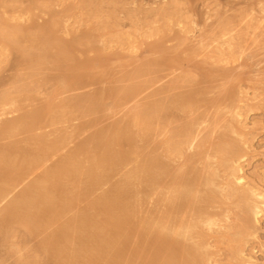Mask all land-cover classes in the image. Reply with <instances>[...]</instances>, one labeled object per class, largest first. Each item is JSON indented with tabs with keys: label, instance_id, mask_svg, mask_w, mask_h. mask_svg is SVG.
<instances>
[{
	"label": "rangeland",
	"instance_id": "rangeland-1",
	"mask_svg": "<svg viewBox=\"0 0 264 264\" xmlns=\"http://www.w3.org/2000/svg\"><path fill=\"white\" fill-rule=\"evenodd\" d=\"M2 1H4V0H2ZM2 1L0 0V2H1L0 3V15H1L0 18L5 19L6 21L11 20V22H9V23L14 22V20L16 21V23H12L10 25L19 26V24L20 25L23 24V27H24V25L28 27L29 25L34 23V24H37L36 26L40 25L39 30L41 31L44 29V28H42L41 25H44L45 27L48 26L49 22L53 21V20H51V18L54 19L53 17H56L58 15L59 18H61L62 23H63V26H62L63 28L62 29L60 28V29L62 31L65 30V32L64 31L61 32V30L59 29V34L61 33L60 35L66 36V37H63L66 39V42L75 41L77 43L76 39L78 37L81 39L82 42H84L86 39L85 36H87L88 34L90 36H92L94 39L93 43L95 41H97L95 43L98 45V47L104 48V46H105V48L102 51V55L104 57L101 59V57L99 58V55L97 53H93V52L92 53L89 52V54L87 53V55L86 54L84 55V52L82 53V51H85V46L81 45V44H77L76 45L77 48L75 50L74 58L77 60L80 59L82 61V59L84 60L87 57L90 59H93L92 57H94L96 60V67L97 68L100 67L101 61H106L107 62L106 64H108L109 73H108V75H106L104 77L105 79L104 78L101 79V82H100L101 85H100V83H97V85L96 84H88L89 85L88 87H86L87 85H85V86H83V88L81 87V88H75L74 90L71 89V90H67V91H61L58 94H55L54 91L56 89H58V85H59L58 81H60L59 77H58V73L56 70L51 69V72H50V69L48 70V68L47 69L42 68L43 70H46V72L41 73V71L36 70L37 68L35 70H32L33 72L29 68H27L26 73L31 78L28 76L29 79L25 80L26 75H24L25 70L23 71V69L26 68V65L24 66L22 64H18L19 65L18 66L16 64L17 66L16 65L13 66V64L17 58L14 55V57L16 59L14 60V62H11V61H13L14 57H11V56H13L12 54H11V56H9L10 52L8 51V53H6L7 49H5L3 51L4 55L3 54L0 55V60L1 61L3 60V64H2V62L0 63V65H2L0 67V77H1L0 78V95H1L0 100H1V97H3L5 94H7V95L8 94H11V95L15 94L12 96V98L9 97L11 99V101L13 100V97L15 98V97H17V95H19L15 99H18V100L20 99L19 104H21L20 106L22 108H25V109L20 110L19 105H18V107H16L17 108L16 109L15 105H17V104H15V105L12 104V105H14V106H12L11 103L7 104V106H4V105L1 106L0 105V127L2 126L3 123L10 122L11 120L14 121V120H16L15 118L18 119L19 117H21L25 113L33 111V110L39 108V106L41 107L44 103H46V101H48L50 99H51V101H53V103L55 102L56 104L59 105V104H62V102L66 103V101L74 100V99H77L79 97L84 98L87 95L98 92V90L102 91V90L108 89V91L109 90H115V92H116V90H117V92H118V91H122L121 89L124 90L125 88L128 89V88H131L134 86H136V87L139 86L137 88L138 89L140 88V90H139V92L137 90V92L135 94L133 93L132 96H130L131 98L130 97H128V99L124 98L125 100H123L122 102H120L118 100V98L120 99V97H119L120 95L116 96L117 93L111 97H109V95H110L109 94L107 96V98H105V101L103 103L104 105L101 106L95 112L84 111V113L83 112L80 113V111H73L75 113V115H73L74 113L72 111H68L67 113H70L67 115L68 118L66 117L63 120L64 122H61V123L56 124V125H53L49 122L48 119L50 118V115H48L44 119V122H45V123H43L44 125H41L42 123H40V126H42L40 128V130L39 129L37 131L35 130V132H33L32 134L25 133V135H22V132H21V134L18 137L19 140H22V139L27 140L29 138H30L29 140L36 139L35 137L38 138L39 135H37V134H39V133H40V136L44 135V136L48 137V138L44 137L43 139H46V138L49 139L50 138L49 140H52V139L54 140L56 138V136L59 135V133H60L59 131H61V133L65 132L66 135L67 134L70 135L71 139H69V140L71 142H69V140H68V143H67L68 145L67 146L64 145L63 146L64 148L62 147L63 151L62 150L59 151V153L56 154L57 156L55 155V156H53V158L48 159L42 165L43 167L41 166L37 170H35L36 173L35 172L32 173V175H30L31 177H27L24 181H22L20 183V185L18 184V186L15 187L16 189L15 188L12 189L11 193L0 204V213L3 210V208H5L6 206H8L11 203V200L13 201L18 195H20L19 193H22L25 189H27V187H29V185L38 181L41 177H43L45 175V173L48 170L53 169L54 165H57L56 163H58L57 160L60 161L61 159H63L65 157V155L66 156L68 155V152L72 153L74 150L77 149L76 146H78L82 143H85V141L88 138L90 139V137L93 134H95L96 131L98 132L101 129L103 130L104 127H105V129H107V128H109V127H111V126H113L119 122H122V121L123 122L129 121L131 118H132V120H131V122H132V121H134L133 120L134 118H133V116L130 117L129 115H134V113L137 112L136 111L137 109L146 107L147 105H149V104L151 105L152 103H155L157 101H164L168 97L172 96V94L174 95V94L190 92V91L194 90V88L190 87L189 85L186 86L187 84H183L182 86H180V88L178 87V88L174 89L173 84H175V82H176L175 80H177L178 77L180 78V76L188 75L190 73L193 78H196V79L198 78L197 80H201L200 78L202 77V75H208L211 73H215L216 74V78H215L216 82H213L212 84H210V88H209L210 90L208 89V91H207L209 93H207L204 97L205 100L207 102H209L211 100H214L216 97L219 98L218 95L221 94L223 92L222 89H225V88L232 89L234 91L233 95L231 97L232 99L229 100L225 97L221 98L219 100V102L217 103V105H213L211 102H209V103L204 102L202 104H200V102H199L195 106V108L198 106L197 109L195 110V108H194V111H192V114L191 113L189 115H188V113L186 115L183 114L184 116H186V119L181 114L182 118L184 117L183 119H185L186 122L193 120L194 117H196V118H194L195 121L197 118H199L200 123L196 122V127H195V132H196V128H197V132L194 135L196 137V139H195L196 141H194L193 146H191L190 148L187 147L186 153H185L186 158L184 157V155H181V156L180 155H173L171 153L165 154V156L169 158V163H171L169 165V167H171L170 172H172V173H174L175 171H177V172H182V170L185 171L187 168L186 165L188 164V162L184 161V160H188L190 157L196 156L195 159L193 160V162L195 161V163H193V164H194L195 168L198 167L197 169L202 176V181H201V184H202L201 187L202 188L200 187L201 190L197 195L201 197V195H203L202 191H205V190L212 192L215 195L218 194L216 196L215 201H213L211 206L208 207V210L210 211V213L212 215V220L214 221L215 224L212 227H209L206 224L200 225L199 231H201L203 234L206 232L203 239L201 238V240H200L197 238V240H196L194 237L188 236L186 238L181 237V242L183 244H185L186 246L191 245V246L198 247L197 248L198 255L204 256L203 261H205V262H202V264H264V205H263L264 204V198H263L264 197V1L263 0H191L192 2H194V3H192L190 0H91V1L90 0H83V1L82 0H69V1L68 0H60V1L59 0H55V1L54 0H44V1L40 0L39 2H37L35 0H22V1L21 0H19V1L14 0L15 2H13V4H11L12 2L9 3L10 0H7L5 2H2ZM31 1H33V2H31ZM45 1H47V2H45ZM172 2L177 3L178 9L175 10L171 7ZM8 3H9V5H8ZM15 3H16V6H15ZM34 3H36V4H34ZM13 5H14V7H13ZM36 5H38V6H36ZM67 5H68V7L70 6L69 9H71V10L67 9ZM9 6H11V8H9ZM48 6L50 8H48ZM36 7H37V9H36ZM49 9H52V11H50ZM162 9L170 10V16H168V19H165L163 17H162L163 19H161V16L157 15V12H159ZM7 10H9V11L7 12ZM39 10H41V11H39ZM53 10H54V12H53ZM65 10H66V12H65ZM95 10H97V11H95ZM126 10H127V12H126ZM174 10L177 12L176 14L178 16L177 17L173 16V19H172L171 18V16L173 15L172 13H175ZM42 11H43V13H42ZM67 11H68V13H67ZM30 12H31V14H30ZM108 16H110V17H108ZM98 17H99V19H98ZM100 18H101V20L106 21L107 25H110V26H108V27H110V28H108V30H107V28L103 27L105 24L101 25L104 22L98 21V20H100ZM172 20H175V21L172 22ZM228 20H230V21H228ZM17 21H19V24H17L18 23ZM98 22L100 23L101 26L99 25ZM168 22H169V24H167ZM235 22H237V23L235 24ZM224 23H227L229 25L226 30H224V28H225ZM107 25H105V26L107 27ZM167 25H169V26H167ZM36 26L34 25L35 28H36ZM10 27H12V26H10ZM19 27H22V26H19ZM34 27H33L34 31L32 30V33L37 34L38 31H36V30L38 28L34 29ZM100 27H102V29L104 28L105 30H103V32H102V29H99ZM161 27H162V29L165 28V30L167 31V32H165L167 34V36H166V34L163 35L164 37L166 36L165 38L161 37L162 36ZM158 28H159V30H158ZM88 30H89V33L86 32ZM91 31H93L92 32L93 34L90 33ZM85 32H86V35H85ZM98 32H100V33H98ZM96 33H98L99 35H96ZM10 35H11V33L9 32V35H7L8 41H9ZM76 35H78V36H76ZM83 36H84V38H83ZM118 36L125 37L126 42L125 41H124V43L116 42V38ZM177 36L179 38L181 37L180 40H183V41H181L182 43H180V40ZM71 38H72V40H71ZM82 38H83V40H82ZM105 38H107V39H105ZM145 39H146V41H144ZM161 39H162V42H164V43L160 42ZM235 39L237 42H235ZM25 40L26 39H24L23 42H20L19 47L21 49H23V45H27V46H24V49L25 50H31L30 48H32V47L31 46L29 47L30 43H27L28 41L25 42ZM105 40H107V41L105 42ZM81 41H79V39H78V43ZM158 42H160V44H164L163 49H165V51L162 53H160V52L158 53L159 50L156 51V49H154L152 46V45L158 44ZM103 43H105V44H103ZM125 43H127V44H125ZM9 44H13V43L9 42ZM118 44L120 45V47ZM123 44H125V45H123ZM136 45H137V47H136ZM10 46H12V45H10ZM110 46H111V49H110ZM121 46H123V48ZM174 47H176V48H174ZM80 48H81V50H80ZM33 50H31L32 53H30V54H33V52L35 51V50L34 51ZM119 51H120V53H119ZM20 52H22V51L20 50ZM35 52H34L35 54H37V53L39 54V52H37V51H35ZM112 52H113V54H112ZM115 52H117L119 54H117ZM22 53L17 56L18 59L22 57ZM79 54L82 57L79 56ZM230 54H231V56H230ZM234 54H235V58H233ZM19 56H21V57H19ZM33 56L36 57L35 55H33ZM175 56H176V58L179 57V60H180L179 62L177 61V59H175ZM7 57L9 60L11 58H13L10 61L13 64H11L10 62L8 64L9 60L6 63ZM9 57H11V58H9ZM162 57L170 60V62H171V60L173 62L174 61L178 62V64L177 63L175 64V62H174L170 66H167V67L165 66V67H160V68H154L156 71L153 69V67L150 68V66L149 67L147 66V63H149V61L151 62V61L160 60ZM229 57H230V59H229ZM231 57L233 59H231ZM23 58H25V55L23 56ZM23 58L21 59L22 61H24ZM70 62L68 63V65H74L75 64V62H73V63L72 62L70 63ZM9 65H11L10 68H9ZM143 68L144 69L147 68V69L144 70ZM21 69H22V72H21ZM140 69H143L142 73H139V72H141V71H139ZM19 71H20V74L23 76L20 77L18 75ZM34 71L39 72V73H37L38 76L41 73V75L38 78L45 79V76L49 77V79L48 78H46L47 80L45 79L46 83H44L41 87H39V89H37L38 90L37 92H40V93H36V91H35V93H34V91H32L33 93L28 91V90H30V88H32L30 85L33 86V84H31V83H34V82H30L31 81L30 79L34 78L35 81L37 80L36 75H34ZM52 71L56 74H54ZM48 72H50L51 74ZM16 74L19 76L18 78L20 80L17 79ZM14 75L16 76V82H15V80H13V78L15 79ZM53 78H56V79L54 80ZM51 79H53V81ZM224 79H226V80H224ZM27 80L30 83V85L27 82ZM56 80H58V81H56ZM27 83H28V85H27ZM61 83L62 82L60 81L59 87L63 86L62 85L63 83L62 84ZM8 85H10V86H8ZM34 86H35V84H34ZM213 86H214V88H213ZM26 87L29 89H27ZM24 88L27 90H25ZM54 88H56V89L53 90ZM23 89L25 90V93L22 92ZM170 89L171 90L173 89V91L171 92ZM169 90H170V92H169ZM11 91H12V93H11ZM27 92H28V94H26ZM49 92H50V94H49ZM219 92H221V93H219ZM20 94H23L25 99L22 97L23 95H20ZM48 95H50V97ZM32 97H34V98H32ZM115 97H117V98H115ZM52 98H53V100H52ZM21 100H22V103H21ZM37 100H39V101H37ZM221 100H222V102H221ZM224 100H227V101H224ZM202 101H204V99ZM10 107H11V110H10ZM14 109H16V110H14ZM134 109H136V110H134ZM25 110H26V112H25ZM10 111H11V113H10ZM22 111L24 112V114L21 113ZM197 111H199V112H197ZM54 112H53V114H54ZM195 112H196V114H195ZM55 113H57L56 115H58L61 112H59V109H58ZM75 116H78V117L75 118ZM200 118H202V119H200ZM68 119H70V120H68ZM92 119H94V120H92ZM163 120L164 119H162V120L155 119V122L158 124L153 123L154 125H153L152 131H154V132L150 131L151 130L150 128H152L151 127L152 125L150 126V128H149L150 130L147 132L148 137L150 136L149 137L150 141L147 139V141H146L147 143H144L146 145V146L145 145L144 146L146 148L148 147V149L146 150V148L143 146V143L139 144V145H142L141 147H143V149H142L143 151L145 150L147 153L152 151L155 148L154 145L159 144L158 141H160L161 144L165 143V142L167 143V141L171 138L170 135L173 134V133H171V131L174 130L175 127H178L179 125L182 126L186 123V122L184 123L185 120H182V122L177 123L178 121L176 122V120H177L176 119L175 120L176 124L174 121H172L170 119H166L164 121ZM178 120L180 121L179 118H178ZM165 121L168 122L169 125H168V123H167V125H165L166 124ZM90 122H94L95 124L97 122V124L96 125L93 123L91 124ZM161 122L163 123V126L160 125V124H162ZM164 122H165V124H164ZM63 123L65 126L63 125ZM150 124H152V123H150ZM83 125H85V126L88 125L89 128L85 127ZM92 125H95V126H92ZM158 125L162 126V128L161 127L158 128ZM231 125H233V128H235L234 132H233V130L225 131V128H227L228 126H231ZM48 126H50V127H48ZM62 126H64V127H62ZM44 127H46V128L44 129ZM59 127H60V129L63 130V132H62V130L59 129ZM237 127H239V128H237ZM78 128L79 129L82 128V130L78 131ZM83 128L85 129V131H83L84 130ZM76 129L78 132H76ZM77 133H78V135H77ZM208 133H209V135H208ZM224 133H227V137L229 138V140H228V138H226V142L222 141L224 139ZM74 134L77 136H75ZM79 134H80V136H79ZM27 135L29 137H26ZM31 135H33L32 139H31ZM142 136L144 139L143 134H142ZM73 139H74V141H73ZM220 139L222 142L220 141ZM219 141L221 143H219ZM232 141L234 143H237V148L240 146L238 148L240 150V153H239L240 156L236 159V161H234V162L230 161V162L224 164L222 161L223 159L221 158V155L219 153H217V150L215 151V148H216V146H217V149H219L220 147H227L226 146L227 143H232ZM7 142H8V139L7 140L6 139L1 140L0 145H3V143H7ZM155 142H157V143H155ZM165 145H167V144H165ZM128 146L130 148H132L135 145L132 146L130 144H127V147L125 146L126 150H127ZM199 146L201 147V149L203 147V149L201 150ZM192 148H194V149H192ZM134 149L136 152L137 151L136 148H133V150ZM241 149L242 150L244 149V150L241 151ZM211 150H212V152H211ZM127 152L129 153V155L130 154L133 155V153H134L131 149L129 151L127 150ZM102 153H104V152H102ZM194 154H196V155L194 156ZM198 154H199V156H198ZM102 155L103 154H101V153L99 154V156H102ZM173 156L175 157V159ZM133 157H134V155H133ZM196 158H198V159H196ZM132 159L135 160V158H132ZM179 163H180V165H179ZM181 163H183V164H181ZM173 165H174V167H173ZM134 166H135V164H132V162H130L129 164L127 163L126 165H123L121 168L122 170L121 171L119 170L116 173L117 175L116 174L113 175L108 183L99 185L95 189V191H94V189H90L91 186H89V184L87 183V178L85 176H82L81 180L83 181V184L81 187L84 188V189L82 188V191H81L82 193L80 192V187L77 188V190L79 189L78 191L80 192L79 193L80 195H78V197L81 196V198L79 199V203L74 208L75 210L72 209L73 212H69V213H65V214L63 213L66 217L63 216L59 219V221H57V222H59V225L61 226V224L63 225V223H65V222L67 223L68 219L72 218L75 214H77L83 208L86 209V208L90 207V205L93 203V201L96 202V201H98V199H101L103 194H105V192L110 190V188L114 184L118 183L122 179L124 174L132 171ZM177 166H178V168H176ZM230 167H236V172L234 174L230 170ZM174 168H175V170H174ZM202 172L204 174H202ZM238 178H240V181H237ZM205 179H206V181H205ZM207 181H208V185H207ZM232 183L234 185L236 184V187L238 189L240 188L239 191H244L247 189L252 190L255 194L254 199L259 204H261L260 206L263 209V213H261L259 215V221L256 223V226L253 229L249 230L243 236V238H241L242 239L241 243H237L236 242L237 240H234V243H233V241L231 242V240H229L231 238L232 239L233 238L234 239L239 238V237L234 235L236 233H234L235 231L230 230V227L236 229L238 227V225H240L238 218L243 214L241 209L238 206V201L236 199L229 198V196H228L229 184L231 185ZM69 186L72 187V184H70ZM182 189H183L182 191H184L185 188L182 187ZM155 190L158 191L160 189L156 188ZM155 190H154V192L150 191V192H152V195H151V193L147 194L148 195L147 199L145 196L144 200H146V203H144V204H146V205L142 204L143 208H141V210H140L141 212L139 213V215H137L138 219H139V220H137V223L139 221H141L142 218H144L147 215V214H145L146 212L148 213V215L152 214L153 217L155 215L158 216L157 213H159V212L157 209H158V203L161 199L160 197H162L161 193L166 194L167 191H164V190L161 191L160 190L161 191V192H159L161 195L160 196L159 194L156 193ZM78 191H76V192H78ZM217 199H219V200L217 201ZM235 201L237 204L235 203ZM52 206H54L56 209L54 210V207H53L54 212L53 211H51V212L55 213V211H57L55 214L58 213V215H59V209H57V205L54 204ZM77 207L78 208L80 207V208L78 209ZM145 207H147V208H145ZM49 208H52V207L49 206L48 209ZM147 209H149V210H147ZM53 213H50V214H53ZM55 214L50 215V220H45V221H47V223L46 222L45 223L46 224L50 223L53 216H54L55 220H57L56 216H58V215L55 216ZM68 214H69V216H68ZM70 214H71V216H70ZM48 217H49V215L48 216L46 215V218H48ZM172 217H175V219L177 221H179V219L181 218V216L178 214L171 216V218ZM52 221H53V219H52ZM60 221H61V223H60ZM66 223H65V225H66ZM99 224H101V223H97V225H95V226L99 227ZM9 225L10 224H8V225L5 224L4 226L0 225V258H1L0 264H28V263L32 264V262H30L32 260H28V259L25 260V256H29V257L31 256L32 257V255H33V257H36V258L39 256L38 258L40 260L43 259V257H44L45 259H43V260H44L45 264H50V262H49L50 257L48 256V254L44 253V252H39V251H41L40 247L42 245V241L44 243L45 242L44 239L47 238V236L49 237V235L55 234L56 228H59L57 226L58 223L56 224V226H53L54 228L50 226V225H54V224H50L49 225L50 230L47 227L48 231H46V234L44 231H43L44 232V234H43L41 232L42 231L41 230L40 231L41 235L38 232L37 234L34 235L35 237L31 236L29 234V232H27L28 229L31 230L33 227H35L33 225H30V227L29 226L26 227V226H22V225H16V226L13 225L16 228L19 227L18 229H15L13 227L14 230L10 227L11 225L10 226ZM103 225L101 224V226H103ZM104 226H106V225H104ZM104 226H103V228H104ZM97 227L95 228V230H92L93 232L91 231V232H89L87 234H83V235L80 234L84 240L83 250L79 244H78L79 246H75V245L73 246L75 250H76V247L77 248L79 247V249L81 248L80 249L82 251L81 255L83 256V253L86 254V256H83V257L96 258V257L101 256L102 253L105 252L104 251L105 247H103L104 242L101 241L102 238H100V236L102 235L101 237H103V238L107 237V234H108L107 231L108 230L106 231V229H108V228L105 227L106 229L104 228V230H103L100 227L97 229ZM2 228H4V229H2ZM26 228H27V230H26ZM9 229H10V232L8 231ZM37 229L38 228L36 227L34 230H37ZM100 229H101V231L103 230V232H101ZM15 230L16 231L18 230L17 232L19 235L17 234V232ZM94 231H96V232H94ZM7 232L10 234L9 235L10 237H6V236H8ZM23 232L28 233V234H26V233L25 234L30 235V236L29 237L25 236V234ZM56 232H57V230H56ZM50 233H52V234H50ZM91 233H92V235H91ZM93 233H94V235H93ZM101 233H103V234H101ZM2 234H5L3 241H2V236H3ZM20 234H21V236L22 235L23 236L21 237ZM88 234H90V235H88ZM80 235H76V237H78V236L80 237ZM32 237H34V238H32ZM84 237L86 239H84ZM21 238H22V240H21ZM27 238L29 241L27 240ZM23 239L25 241L21 242V241H23ZM134 239H135V241H137V239L134 237L132 239V242H130L129 245L126 247L127 251L125 254H127L126 255L127 257H128V255H129V257L131 256L132 250H133L135 244L137 243V242L135 243ZM9 240H11V241L9 242ZM45 240H47V239H45ZM85 240L89 241L90 243L89 242L86 243ZM95 240H96V243L98 242V244L101 246L97 245L96 243L94 244ZM11 244L14 245L15 248H13V246ZM87 244L88 245L90 244L91 246L90 245L87 246ZM85 246H87L88 248L87 247L85 248ZM201 246H203V247H201ZM237 246H239L240 251H235V249L233 248V247H237ZM35 248L40 249V250H38V252L42 253V254H38L37 249H35ZM29 249L31 251L33 249L34 251L31 252V251H29ZM2 250H4V251H2ZM14 250H15V252H14ZM35 250H36V252H35ZM99 250H100V252H99ZM8 251H9L10 255L8 254ZM129 251L131 253H129ZM28 252H29V254H28ZM19 253H21V254H19ZM26 253L28 255H25ZM92 253H93V255H92ZM98 253H100V254H98ZM237 253H238V255H237ZM43 255H45V256H43ZM103 256H104V254H103ZM103 256H101V257L103 258ZM21 258L25 260L24 261L25 263H23ZM43 260L40 261L39 263H42ZM66 262L63 263V261H61L60 263L67 264L68 262L67 263Z\"/></svg>",
	"mask_w": 264,
	"mask_h": 264
},
{
	"label": "bare ground",
	"instance_id": "bare-ground-1",
	"mask_svg": "<svg viewBox=\"0 0 264 264\" xmlns=\"http://www.w3.org/2000/svg\"><path fill=\"white\" fill-rule=\"evenodd\" d=\"M5 1H7V0H4L2 2H5ZM35 1L39 2L40 0H35ZM13 2H15V1L14 0L9 1V3H11V4H13ZM31 2H33V1H31ZM45 2H47V1H45ZM9 3H8V5H9ZM192 3H194V2H192ZM34 4H36V3H34ZM171 4H172L171 7L173 9H175V10L178 9V5L176 2H174V3L172 2ZM38 5H36V6H38ZM15 6H16V3H15ZM13 7H14V5H13ZM69 7L67 5V9H69ZM9 8H11V6H9ZM48 8H50V7L48 6ZM36 9H37V7H36ZM49 10L52 11V9H49ZM69 10H71V9H69ZM8 11L9 10H7V12ZM39 11H41V10H39ZM95 11H97V10H95ZM53 12H54V10H53ZM65 12H66V10H65ZM126 12H127V10H126ZM42 13H43V11H42ZM67 13H68V11H67ZM176 13H177L176 11H175V13H172L173 14L171 16L172 19H173V16H176V17L178 16ZM30 14H31V12H30ZM157 15L161 16V19H163V18L168 19V16H170V10L162 9L159 12H157ZM110 16H108V17H110ZM0 17H1V15H0ZM53 18L54 19L51 18V20H53V21L52 22L50 21L51 23L49 22L48 26L45 27L44 25H41L42 28H44L41 31L39 30L40 25L36 26L37 24H34V23L29 25L28 27L25 25L23 27V24L20 25L19 21H17L18 22L17 24H19V26H22V27H19L15 24H14L15 26L10 25L12 23H16L15 20H14V22L9 23V22H11V20H9L8 18L7 19L9 21H6L5 19L0 18V55L3 54V51L5 49H7L6 53H8V51L10 52L9 56H11V54H12L13 56H11V57H14V55H15L16 58L18 59L17 56L23 52L22 57L19 56L21 58H19L18 60L15 57H14V59L9 57V58H11L9 60L7 57L6 63L8 60H9L8 61V64H9V62L12 59H13V61H11V62H14V60L16 59L15 60L16 63L14 62V64H13L10 62L11 64H13V66H15L16 64L17 65L22 64L24 66L26 65L25 69L22 68L23 71L25 70L24 71L25 74L23 73L24 75H26V78L24 77L25 80L29 79V77H30L26 73L27 68H29L31 71L35 70L37 68L36 70L41 71V73L46 72V70H43V69H47V68H48V70L50 69V72H51V69L56 70L58 73L59 80L63 83V84L61 83L63 86L59 87L60 81L56 80L59 82V85H58V89H56V88L53 89V90L56 89L54 91L55 94H58L61 91H67V90H71V89L74 90L75 88H81V87L83 88V86H85V85H87L86 87H88L89 86L88 84H96L97 85V83H100L101 79H103L109 73L108 64H106L107 62L101 61L100 67L97 68L96 67V60L94 57H92L93 59H90L87 57L86 59H84V60L82 59V61H81L80 59L79 60L75 59L74 55H75V50L77 48L76 45L81 44V45L85 46V51H82V53L84 52V55L85 54L87 55V53L89 54V52H91V53L93 52V53H97L99 55V58L101 57V59H102L104 57L102 55V51L105 48V46H104V48H100L95 43L97 41H95L93 43L94 39L92 36H90L88 34L89 30L86 31V32H88L87 33L88 35L85 36L86 39L84 42H82L79 37L76 39L77 43L75 41H70L71 43L66 42V39L63 38L66 36L60 35L61 33L59 34V29L63 28L62 27L63 23H62L61 18H59L58 15L56 17H53ZM98 19H99V17H98ZM98 21L104 22L101 25H104V24L107 25V22L104 20H101V18ZM173 21H175V20H172V22ZM228 21H230V20H228ZM236 23L237 22H235V24ZM167 24H169V22ZM34 25L36 26V28L34 27ZM99 25H100V23H99ZM105 25L103 27L107 28V30H108V28H110L108 26H110V25H107V27ZM10 26H12V27H10ZM167 26H169V25H167ZM228 26L229 25L227 23H224V27H225V28L223 27L224 30H226L228 28ZM33 27H34V29L38 28L36 30V31H38L37 34L32 33ZM99 29H102V27H100ZM161 29H162V27H161ZM103 30H105V29L103 28L102 32H103ZM158 30H159V28H158ZM63 31L65 32V30H63ZM63 31L61 30V32H63ZM9 32L11 33V35H10L9 41H8L7 35H9ZM86 32H85V35H86ZM92 32L93 31H91L90 33H92ZM100 32H98V33H100ZM165 32H167L165 30V28L162 29V36H161L162 38L164 37L163 35L166 34ZM98 33H96V35H99ZM76 36H78V35H76ZM166 36H167V34H166ZM83 38H84V36H83ZM83 38H82V40H83ZM24 39H26L25 42L28 41L27 43H30L29 47L31 46L35 51L39 52V54L38 53L35 54L36 52L32 48H30V49L33 50L35 53L33 52V54H30V53H32L31 50H25L24 49V46H27V45H23V49H21L19 47L20 42H23ZM78 39L81 42L78 43ZM105 39H107V38H105ZM146 39L144 41H146ZM180 39H181V37L179 38V40ZM71 40H72V38H71ZM125 40H126V38L123 36H118L116 38V42H118V43H124ZM106 41L107 40H105V42ZM181 41H183V40H180V43H182ZM9 42H12L14 45L9 44ZM160 42L164 43V42H162V39ZM160 42H158V44H156V45H152L153 48L156 49V51L159 50L158 53L159 52L162 53L165 51V49H163L164 44H160ZM235 42H237L236 39H235ZM103 44H105V43H103ZM125 44H127V43H125ZM125 44H123V45H125ZM10 45H12V46H10ZM119 47H120V45H119ZM121 47L123 48V46H121ZM136 47H137V45H136ZM176 47H174V48H176ZM110 49H111V46H110ZM20 50L22 52H20ZM80 50H81V48H80ZM115 53H117V52H115ZM119 53H120V51H119ZM119 53H117V54H119ZM23 54L25 55L26 59L23 58V56H24ZM112 54H113V52H112ZM33 55H35L36 57H34ZM79 56H81V55L79 54ZM230 56H231V54H230ZM22 58L24 61L21 60ZM233 58H235V54H234ZM233 58L231 57V59H233ZM175 59H177L178 62L180 61L179 57L176 58V56H175ZM229 59H230V57H229ZM70 61L72 63L75 62V64L74 65H68V63ZM1 62L3 64V60L2 61L0 60V63ZM174 62L172 60L170 62V60L162 57L160 60L151 61V62L149 61V63H147V66L148 67L150 66V68L153 67V69H154V68L170 66ZM178 62H175V64L176 63L178 64ZM1 66L2 65H0V67ZM10 66L11 65H9V68H10ZM22 69H21V72H22ZM143 69H140L139 71H141V72H139V73H142ZM145 69H147V68H145ZM38 71H34V75H36L37 80L35 81L34 78L30 79L31 81L29 80L30 82H34V83H31V84H33V86L30 85V83L27 80L29 85L32 87V88H30V90H28L29 92L34 91V93H35V91H36V93H40V92H37L38 91L37 89H39V87H41L44 83H46L45 82L47 80L46 78L49 79V77H47V76H45L46 80L38 78L41 75V73L39 74V76L37 75V73H39ZM50 72H48V73H50ZM54 74H56V73H54ZM189 74L188 75H182V76H180V78L178 77L179 79L177 78V80H175L176 82H175V84H173V86H174L173 88L174 89L178 88V87L180 88V86H182L183 84H187L186 86L189 85L190 87L194 88V90H192L190 92L178 93V94H174V95L172 94V96L168 97L164 101H157L155 103H152L151 105L150 104L147 105L146 107H143V108H140L137 110L134 109L137 112L134 111L135 112L134 115H129L130 117L133 116L134 121L131 122V120H132V118H131L130 120L128 119L129 121H125V122L122 121V122H119V123L107 128V129H105V127H104L103 130L101 129L98 132L96 131L95 134L92 133L93 135L90 137V139L88 138L89 140L87 139L85 141V143H82V144L79 143L80 145L77 144L78 146H76L77 147L76 150H74L72 153L68 152V155L67 156L65 155V157L63 159H61L60 161L57 160L58 163H56L57 165H54L53 169L48 170L44 176L42 175L43 177L40 176L41 178L38 181L29 185V187H27V189H25L22 193H19L20 195H18L13 201L11 200V203L8 206H6L5 208H3V210L0 213V225L4 226L5 224L6 225L10 224L11 226L10 225L9 226L12 229H13V227L15 229H18L19 227L16 228L15 227L16 225H22V226H26V227L27 226L30 227V225H33V226H35V227H33L34 229L36 227L38 229L34 230L32 228L31 230L28 229L29 230L28 231L26 228V230H27V232H29V234L31 236H34L38 232L40 233V235H41V232L43 234L45 232V234H46V231H48L50 226L51 227L56 226V224L58 223L57 226L59 228H56L57 232L55 230V234L50 233L52 235H49V237L47 236V238H45L47 240L44 239V241H45L44 243L42 241V245L40 247L41 251H39V252H44V253L48 254V256L50 257V259H49L50 264H62V263H60L61 261H63V263H65L67 261L68 262V263L66 262L67 264H202V262H205V261H203L204 256L198 255V252H197L198 247L191 246V245L186 246L185 244H183L181 242V237L186 238V237L190 236V237H194L196 240H197V238L200 240H201V238L203 239L206 232L203 234L201 231H199L200 225L206 224L209 227H212L215 224L214 221L212 220V215H211L210 211L208 210V207L211 206L213 201H215L216 196L218 194L215 192L217 194V195H215L214 193L205 190V191H202L203 195H201V197L197 195L201 190L200 187L202 185L201 184L202 176L197 169L198 167L195 168V166L193 164V163H195V161L193 162V160L195 159L196 154H194L195 157H190L189 159L187 158L188 160H184V161L188 162V164L186 165L187 168L185 171L184 170H182V172L175 171L174 173L170 172L171 167H169V165L171 163H169V158L165 156L166 153H171L173 155H180V156L184 155V157H185L187 147L190 148L191 146H193L194 141H196L195 140L196 137L194 136L195 133L197 132V128H196V132H195L196 122H199L200 120H199V118H197L195 121L194 118H196V117H194V118L192 117L193 120L186 122V120H185L186 116H184L183 114H185V115L187 113H188V115L190 113L192 114V111H194L195 106L199 102H200V104L207 102L204 97L207 93H209L207 91L210 88V84H212L213 82H216L215 81V78H216L215 73H211L208 75H202V77L200 78L201 80H197L198 78L197 79L193 78L191 76V74L190 75ZM18 75L20 77L23 76L20 74V71H19ZM18 75L16 74L17 79H19ZM16 76L14 75L15 79L13 78V80H15V82H16ZM53 79L55 80L56 78H53ZM53 79H51V80L53 81ZM224 80H226V79H224ZM28 83H27V85H28ZM34 84H35V86H34ZM100 85H101V83H100ZM8 86H10V85H8ZM137 87H139V86H137ZM137 87L134 86V87H131L128 89L125 88L124 90L121 89L122 91H118V92H117V90H116V92H115V90H109L108 91V89L102 90V91L98 90V92L87 95L84 98L79 97V98L74 99V100L66 101V103L62 102V104H59V105L56 104L55 102L53 103V101H51V99L49 98L50 100L46 101V103H44V104L42 103L43 105L41 107L39 106V108H37L33 111L29 110L30 112H27L25 114L22 111L21 113L24 115H22L18 119L15 118L16 120L13 119L14 121H12L10 119L11 120L10 122L3 123L2 126L0 127V141L4 140V139H6V140L8 139V142L3 143V145H0V204L11 193L12 189L17 187L18 184L20 185V183L22 181H24L27 177H31L30 175H32V173H34L35 170H37L39 167H41L48 159L53 158V156H55L57 153H59V151L62 150V147L64 145L67 146L68 140L71 139L70 135L69 134L66 135L65 132H63V130L60 129V127H59V129L62 130L63 133H61V131H59L60 132L59 135H57L54 140L53 139L49 140L50 138L47 139L48 137L44 136V135L40 136V133L37 134L39 136H38V138L35 137L36 139H32L33 135H31L32 140H29L30 138L27 140L26 139L25 140L24 139L19 140L18 137L21 134V132H22V135H25V133L32 134L33 132H35V130L36 131L38 129L40 130V128L42 127V126H40V123H42L41 125H44L43 124V123H45L44 119L48 115H50V118L48 119L49 122L53 125H56V124H59L61 122H64L63 120L67 117L68 114H70V113H67L68 111H72V112L73 111H80V113L81 112L84 113V111L95 112L101 106L104 105L103 103L105 101V98H107V96L109 94H110L109 97H111L117 93L116 96L120 95L119 96L120 99L118 98V100L120 102H122L123 100L128 99V97L132 96L133 93L135 94L137 92V90L139 92L140 88L138 89ZM213 88H214V86H213ZM27 89H29V88H27ZM27 89H25V90H27ZM23 90H22V92L25 93V90L24 91ZM170 90H169V92H170ZM222 90H223L222 93L219 92V93H221L218 95L219 98L216 97L214 100H211L209 102H211L213 105H217V103L219 102V100L221 98L225 97L229 100L232 99L231 97H232L233 92H234L232 89L225 88ZM172 91H173V89L171 90V92ZM11 93H12V91H11ZM26 94H28V92ZM49 94H50V92H49ZM10 95L11 94H8V95L5 94L3 97H1L0 105L1 106L2 105L7 106V104L11 103V105L17 104V105H15V108L18 107V105L20 106L21 105V104H19L20 99L19 100L15 99L19 95H17V97H15V98L13 97L12 101L10 98H12V96L15 94H13L11 96ZM20 95H23V94H20ZM48 96L50 97V95H48ZM22 97L25 99L24 95ZM32 98H34V97H32ZM115 98H117V97H115ZM203 99H204V101H202ZM52 100H53V98H52ZM222 100H221V102H222ZM37 101H39V100H37ZM224 101H227V100H224ZM209 102H207V103H209ZM21 103H22V100H21ZM14 105H12V106H14ZM197 107L195 108V110L197 109ZM21 108L22 107L20 106L19 107L20 110L25 109V108H22V109ZM16 109H14V110H16ZM58 109H59V112H61V113L56 115L57 113H55V112ZM10 110H11V107H10ZM25 112H26V110H25ZM53 112L56 116L53 114ZM197 112H199V111H197ZM10 113H11V111H10ZM181 114L185 117V119H183L184 117L182 118ZM195 114H196V112H195ZM73 115H75V113ZM76 117H78V116H75V118ZM178 118L180 119V121L178 120ZM155 119H158V120L170 119L174 122L177 119L176 120V122L178 121L177 123L182 122V120H185L184 123L185 122L186 123L182 126L179 125L180 127L179 126L175 127V129L173 128L174 130L171 131V133H173L172 134L173 136L170 135L171 138L169 137L170 139L168 138L169 140L168 141L166 140L167 143L165 142V143L161 144V142L158 141L159 144H155L154 145L155 148L152 151L147 153L145 150L144 151L142 150L143 147H141L142 145H139V144L143 143V146H144L145 145L144 143H147L146 142L147 139L150 141V139H149L150 136L148 137L147 132L150 129H151L150 130L151 132H154V131H152L153 125L158 124L155 122ZM200 119H202V118H200ZM68 120H70V119H68ZM92 120H94V119H92ZM165 122H164V124H165ZM176 122H175V124H176ZM90 123L95 124L94 122H90ZM150 123H152V124H150ZM167 123L168 122H166L165 125H167ZM96 124H97V122H96ZM63 125H64V123H63ZM95 125H92V126H95ZM160 125L163 126V123ZM168 125H169V123H168ZM64 126H62V127H64ZM83 126H85V125H83ZM150 126L152 128H150ZM162 126L158 125V128L159 127L162 128ZM48 127H50V126H48ZM85 127H88V125ZM45 128L46 127H44V129ZM237 128H239V127H237ZM234 129L235 128H233V125H231V126H228L227 128H225V131L233 130V132H234ZM80 130H82V128L81 129L78 128V131H80ZM78 131L76 129V132H78ZM83 131H85V129ZM80 134H79V136H80ZM142 134L144 135V139H143ZM77 135H78V133H77ZM77 135H75V136H77ZM208 135H209V133H208ZM26 137H29V136L27 135ZM44 137H47V138L43 139ZM226 138H228L227 133H224V139L222 141L226 142ZM74 139H73V141H74ZM228 140H229V138H228ZM220 141H221V139H220ZM220 141H219V143L222 142V141L221 142ZM69 142H71V141L69 140ZM155 143H157V142H155ZM127 144H130L132 146L135 145L132 148H130L129 146L127 148L128 151L131 149L134 152L133 153L134 157L132 154L129 155V153L125 149V146L127 147ZM165 144H167V145H165ZM226 146L227 147H220L219 149H217V146H216V148H215V151L217 150V153H219L221 155V158L223 159L222 161L224 164L228 163L230 161L234 162L240 156L239 155L240 150L238 149L240 146L237 148V143H234L232 141V143H227ZM133 148H136L137 151L135 152V149L133 150ZM147 149H148V147L146 148V150ZM192 149H194V148H192ZM200 149H201V147H200ZM202 149H203V147H202ZM243 150L241 149V151H243ZM101 151L104 153H102ZM211 152H212V150H211ZM100 153L103 155L99 156ZM198 156H199V154H198ZM132 158H135V160ZM174 159H175V157H174ZM196 159H198V158H196ZM130 162H132V164H135L133 170L130 171L129 173L124 174L122 179L118 183L114 184L110 188V190L105 192V194H103L101 199H98V201H96V202L93 201V203L90 205V207H88L86 209L83 208L81 211L78 210L79 212L77 214H75L72 218L68 219L67 223L65 222L66 225L63 222H62L63 225L62 224H61V226L59 225V222H57V221H59V219L61 217L65 216L64 215L65 213L73 212L72 209L75 210L74 208L79 203V199L81 198V196L78 197V195H80L79 193L82 191V188H83V187H81L83 184V181L81 180L82 176H85L87 178V183L89 184V186L92 187V188L90 187V189H94V191H95V189L99 185L108 183L113 175H115L119 170L121 171L122 170L121 168L123 165H126L127 163L129 164ZM183 163H181V164H183ZM179 165H180V163H179ZM178 166L176 168H178ZM173 167H174V165H173ZM174 170H175V168H174ZM230 170L234 174L236 172V167H230ZM202 174H204V173L202 172ZM205 181H206V179H205ZM237 181H240V178H238ZM70 184H72V187L69 186ZM207 185H208V181H207ZM79 187H80V192L78 191L79 189L77 190V188H79ZM182 187L185 188L184 191H182L183 190ZM156 188L160 189L161 191L162 190L167 191L166 194L161 193L162 197H160L161 199H160L159 203L157 202L158 203V209L157 210L159 212V213H157L158 216L155 215L156 217L155 216L153 217L152 214L148 215V213L145 211L146 212L145 214H147V215L145 217L143 216L144 218H142V220L137 223V220H139L137 215H139V213L141 212L140 211L141 208H143L142 204L146 203V200H144L145 196L147 199V197H148L147 194L151 193V195H152V192H154V190ZM239 189L236 187V184L235 185L233 183L231 185L229 184L228 196H229V198H233V199H236L238 201V206L243 213L238 218L240 225H238V227L236 229L230 227V230L235 231L234 233H236V234H234V235L239 237L238 239H234V238L229 239V240H231V242L233 241V243H234V240H237L236 241L237 243H241V240H242L241 238H243V236L249 230L253 229L256 226V223L259 221V215L261 213H263V209L260 206L261 204H259L254 199V196H255L254 192L252 190H248V189L244 190V191H239ZM160 190H158V191L155 190V191L157 194L160 195V193H159V192H161ZM76 191H78V192H76ZM150 191H152V192H150ZM218 200L219 199H217V201ZM235 203H236V201H235ZM54 204H56L57 209H59V215H58V213L55 214L57 211H55V213H53L54 210L56 209L54 206H52ZM144 205H146V204H144ZM49 206L52 208L48 209ZM53 207H54V210H53ZM145 208H147V207H145ZM147 210H149V209H147ZM51 211H53V212H51ZM50 213L55 214V216L58 215V216H56L57 220H55V218L53 216V218L51 217L53 219V221L51 219L52 222L50 221V223L46 224L47 221H45V220H50V215H53ZM176 214L181 216L179 221H177L175 219V217L171 218V216H174ZM46 215L47 216L49 215V217L46 218ZM68 216H69V214H68ZM70 216H71V214H70ZM60 223H61V221H60ZM97 223H101L102 225L104 224V225H106V226L103 225L104 228L105 227L108 228V229L105 228L106 231L108 230L107 231L108 232L107 237L103 238V237H101L102 235L100 236V238H102L101 241L104 242L103 247H105V249H106V250L104 249L105 252H103L101 255V256H103V254H104V256H103V258L101 256L96 257L95 256L96 254H95L94 256L96 258L90 257L91 255L89 256L90 258L83 257V256H86V254L83 253V256L81 255L82 254V251L80 250L81 248L79 249V247L78 248L76 247V250H75L73 246L74 245L75 246L80 245L82 247V250H83L84 240H83V237L81 235L87 234V233L91 232L92 230H95V228L97 227L95 225H97ZM50 224H54V225H50ZM101 224H99V227L101 226ZM13 225H15V226H13ZM103 226H101L100 228H102L104 230ZM47 227H48V229H47ZM99 227H97V229ZM2 229H4V228H2ZM103 230L101 231V229H100L101 232H103ZM8 231L10 232V229ZM96 231H94V232H96ZM17 234H18V232H17ZM26 234H28V233H26ZM26 234H25V236H28V237L30 236V235H26ZM101 234H103V233H101ZM2 235H3L2 236V241H3L5 234H2ZM7 235L8 236H6V237H10L9 236L10 234L8 232H7ZM76 235H80V237L79 236L76 237ZM88 235H90V234H88ZM91 235H92V233H91ZM93 235H94V233H93ZM20 236H21V234H20ZM34 237H32V238H34ZM134 237L137 239V241H135V239H134L135 243L136 242L137 243L135 244V246L132 250L131 256L129 257V255H128V257H127L126 256L127 254H125L127 251L126 247L129 245L130 242H132V239ZM84 239H86V238L84 237ZM21 240H22V238H21ZM27 240H28V238H27ZM10 241L11 240H9V242ZM24 241L25 240L23 239V241H21V242H24ZM87 242H89V241H86V243ZM95 243H96V240H95L94 244ZM96 244L99 245L98 242ZM89 245L87 244V246H89ZM12 246H13V248H15L14 245H12ZM87 246H85V248ZM99 246H101V245H99ZM201 247H203V246H201ZM237 247H233V248L235 249V251H240L239 246H237ZM35 249H37V248H35ZM38 250H40V249H37V252H38ZM2 251H4V250H2ZM29 251H31V250L29 249ZM33 251L34 250L32 249L31 252H33ZM14 252H15V250H14ZM35 252H36V250H35ZM39 252H38V254H42ZM99 252H100V250H99ZM129 253H131V252L129 251ZM8 254H9V251H8ZM19 254H21V253H19ZM28 254H29V252H28ZM28 254L26 253L25 255H28ZM98 254H100V253H98ZM92 255H93V253H92ZM237 255H238V253H237ZM43 256H45V255H43ZM38 257L37 258L33 257V255H32V257L31 256L30 257L25 256V260L26 259L32 260V261H30V262H32V264H42L44 262L43 259H45V258L43 257V259L40 260ZM21 260L23 261V263H25L24 259L21 258ZM39 260L40 261L43 260V262L39 263L40 262ZM43 264H45V262Z\"/></svg>",
	"mask_w": 264,
	"mask_h": 264
}]
</instances>
